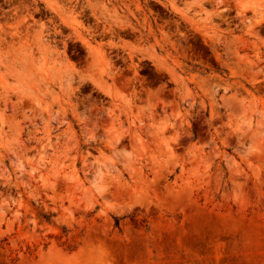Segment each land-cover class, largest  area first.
I'll return each instance as SVG.
<instances>
[{
	"label": "rangeland",
	"instance_id": "rangeland-1",
	"mask_svg": "<svg viewBox=\"0 0 264 264\" xmlns=\"http://www.w3.org/2000/svg\"><path fill=\"white\" fill-rule=\"evenodd\" d=\"M0 264H264V0H0Z\"/></svg>",
	"mask_w": 264,
	"mask_h": 264
},
{
	"label": "bare ground",
	"instance_id": "bare-ground-1",
	"mask_svg": "<svg viewBox=\"0 0 264 264\" xmlns=\"http://www.w3.org/2000/svg\"><path fill=\"white\" fill-rule=\"evenodd\" d=\"M248 4H249V5H248ZM248 4H247V5H248L247 7H249V6L252 7V8H256V7H257L256 2H253V1H252V3H248ZM258 6H259V5H258Z\"/></svg>",
	"mask_w": 264,
	"mask_h": 264
}]
</instances>
